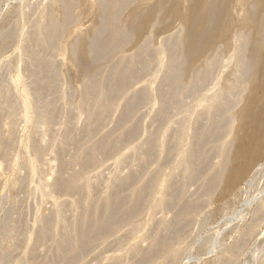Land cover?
Returning a JSON list of instances; mask_svg holds the SVG:
<instances>
[{
    "label": "rangeland",
    "instance_id": "rangeland-1",
    "mask_svg": "<svg viewBox=\"0 0 264 264\" xmlns=\"http://www.w3.org/2000/svg\"><path fill=\"white\" fill-rule=\"evenodd\" d=\"M96 1L0 0V264H264V159L234 197H228L221 184L220 194L212 180L222 159L237 149L234 113L245 106L253 78L261 74L264 82L259 56L264 55V35L258 61L252 49L260 36L242 21L245 13L237 5L241 0H231L232 28L204 57L195 58L194 67L185 61L187 23L169 11L173 0L161 1L155 22L147 19L145 10L134 24L128 13L145 0ZM254 1H249L253 10ZM94 2L100 4V16L85 10V4ZM186 2L180 3L185 14ZM255 9L254 15L261 16ZM53 19H59V25L50 22ZM117 24L119 36L114 32ZM186 66L193 71L184 70ZM93 80L103 82L99 87L109 92L99 111L92 100L95 94L87 93ZM258 93L264 109V90ZM174 98L180 99L179 105ZM165 108L177 114L168 111L164 116ZM180 128L183 140L176 143L173 134L176 137ZM178 148L187 151L183 160ZM73 174L79 186L67 190L62 183ZM137 183L145 188L139 197L130 192ZM257 203L263 207L258 214L253 212ZM97 213L107 219L103 227L95 224Z\"/></svg>",
    "mask_w": 264,
    "mask_h": 264
},
{
    "label": "bare ground",
    "instance_id": "bare-ground-1",
    "mask_svg": "<svg viewBox=\"0 0 264 264\" xmlns=\"http://www.w3.org/2000/svg\"><path fill=\"white\" fill-rule=\"evenodd\" d=\"M87 1V0H86ZM97 1H99V0H97ZM96 1V2H97ZM108 1V0H107ZM124 1V0H123ZM161 1H164V0H145L144 2H145V5H137V7H135L134 9H133V11L130 13V15H129V13H128V16H127V18L129 17V16H131L130 18H132L131 20H133L134 21V19L135 18H137L138 17V15H141L142 16V13H144V12H146L145 10H147V13H149V14H147L149 17H147V19L149 18L150 20L149 21H154L155 20V17H156V14H157V12L160 10V7H161ZM186 0H184V2H185ZM226 0H223V2H225ZM231 0H229V2H225V3H227V4H223V2H222V0H187V2H186V4H188V6L187 5H185L187 8L189 7V12L187 11V13L185 14V13H183L182 11H181V7H180V3H181V0H173L172 2H171V6H170V8H169V11L173 14V16L176 18V19H185V21H186V25L188 26V28H187V31L185 32L186 34L184 35V37H183V39H184V41L186 42H184L186 45H187V48L185 49L186 50V52H185V58H186V60L185 61H188V62H190V63H188V62H186L187 64H190L191 66H192V63H193V66L195 67V60L197 59V58H199V57H204L207 53H208V51L211 49V47L213 46V44L216 42V41H218L222 36H223V34L226 32V31H228L229 30V28H232V26H231V24L233 23V14H232V11H231V9H233L232 7L234 6H232V2H233V0H232V2H230ZM249 1L250 0H241L240 2H238V6L240 7V8H242L243 10H244V17H243V19H242V21L246 24V25H248V24H251V25H253V27H255L254 29H255V31L257 30V32H255V33H257L258 35V37L259 38H255V40H254V42H255V44H253L254 45V47H253V49H252V54H253V56L254 57H256L255 58V60L257 59L258 61H260V60H262L263 62H264V55H259L262 59H260V57L258 56V48H259V46H260V38H261V40H262V36L264 35V0H256V1H254L255 3H253L254 5H256V6H254L255 8H259V10L261 11V16H259V17H257V16H255L254 15V13H255V11L254 10H256L255 8H254V10L252 9V7H249V4L251 3H249ZM100 2V1H99ZM98 2V3H99ZM120 2H121V0H120ZM126 2H127V0H126ZM132 2V1H131ZM182 2H183V0H182ZM103 3H104V1H103ZM118 3H119V0H118ZM122 4H123V2H122ZM125 4V3H124ZM128 4H129V1H128ZM70 5V4H69ZM86 5V7H85V10H87V12L90 14H98V16H100V12H99V8H100V4H96L95 2L94 3H87V4H85ZM120 5V4H119ZM236 5V4H235ZM68 6V5H67ZM249 8H248V7ZM253 6V5H252ZM118 8V7H117ZM46 9V8H45ZM44 9V10H45ZM254 11H252V10ZM116 10V9H115ZM230 11H231V14H230ZM45 12V11H44ZM116 12V11H115ZM130 12V11H129ZM114 13V12H113ZM145 14V13H144ZM143 14V17H144V20H145V18H146V14L144 15ZM260 14V13H259ZM258 14V15H259ZM142 17V18H143ZM139 18H141L140 16H139ZM240 19V18H239ZM54 20H56V19H53V20H51L50 22H53ZM66 20V19H65ZM127 20H129V19H127ZM143 20V21H144ZM130 21V20H129ZM148 21V22H149ZM49 22V23H50ZM57 22H59V19H58V21L56 20V22H54V24H56ZM66 22V21H65ZM147 21H145V23H146ZM151 22V23H152ZM155 22V21H154ZM116 23H118V22H116ZM120 23V22H119ZM134 23H136V20L133 22V24ZM150 23V24H151ZM58 24V23H57ZM61 24V23H60ZM114 24V23H113ZM131 24V23H130ZM149 24V26H151ZM154 24V23H153ZM52 25V24H51ZM59 25V24H58ZM56 26V25H55ZM55 26H54V28H55ZM116 26V25H115ZM135 26H137V24L135 25ZM147 26V25H146ZM231 26V27H230ZM58 27V26H57ZM62 27V26H61ZM126 27V26H125ZM131 27H132V25H131ZM53 28V27H52ZM53 28V29H54ZM112 28H114V27H112ZM117 28V30L115 31V29ZM133 28V27H132ZM39 29V28H38ZM42 29V28H41ZM115 29H114V32H116V34L119 36V34L117 33V32H119L118 30H121V27H120V29H118V24H117V26L115 27ZM123 29H124V27H123ZM122 29V30H123ZM147 29V28H146ZM55 30H57V28L55 29ZM54 30V31H55ZM126 30V29H125ZM231 30V29H230ZM40 31V30H39ZM41 32H42V30H41ZM40 32V33H41ZM56 32V31H55ZM125 33H127V30L126 31H124ZM124 32H121L120 31V33H123V34H125ZM50 33V32H49ZM53 33V32H52ZM59 34V33H58ZM123 34L122 35H120V36H123ZM130 34V33H129ZM56 35V34H55ZM114 35V34H113ZM125 36V35H124ZM58 37V36H57ZM115 38L117 37V36H114ZM42 38H43V35H42ZM114 38V39H115ZM120 38V37H119ZM263 38H264V36H263ZM47 39V38H46ZM130 39V38H129ZM129 39H128V41H129ZM41 41V40H40ZM48 41H50V40H48ZM126 41H127V39H126ZM264 41V40H263ZM181 42V41H180ZM180 42H179V44H180ZM253 41H252V43H254ZM44 43H47V42H44ZM261 43H262V41H261ZM51 44H53V43H51ZM177 44V43H176ZM184 44V45H185ZM44 45V44H43ZM185 45V46H186ZM264 45V44H263ZM262 45V46H263ZM47 46V45H46ZM177 47V46H176ZM264 47V46H263ZM260 48H261V46H260ZM259 48V49H260ZM176 49V48H175ZM178 50V49H177ZM184 50V51H185ZM184 51H182V55L184 54L183 52ZM179 52H181V51H179ZM84 53H85V51H84ZM174 53V52H173ZM177 53V52H176ZM175 54V53H174ZM258 57V58H257ZM174 58H176V56L174 57ZM196 58V59H195ZM180 59H182L181 58V54H179V56H178V61H180ZM251 59H252V56H251ZM260 59V60H259ZM175 60V59H174ZM185 61H183V62H185ZM251 61V60H250ZM262 61H261V65H262V68H263V64H262ZM182 62V63H183ZM174 63V62H173ZM175 63H177V62H175ZM181 63V62H180ZM255 63H256V61H255ZM207 64V63H206ZM258 64H260V63H258ZM190 66V67H191ZM247 66H249V65H247ZM180 67V66H179ZM178 67V68H179ZM254 67V66H253ZM192 68V67H191ZM246 68V67H245ZM252 68V67H251ZM259 68V67H258ZM188 69L190 70V68H189V66L187 67L186 66V68L184 69V70H186V71H188ZM253 69V68H252ZM252 69H250V70H252ZM183 70V71H184ZM192 71H193V69H191ZM190 70V71H191ZM261 70H263V69H261ZM181 71V70H180ZM190 71H188V72H190ZM247 71V70H246ZM176 73H177V71H175ZM182 73H184V72H182ZM246 72H244V74H245ZM262 73H264V72H262ZM116 74V73H115ZM115 74H113V77H116V76H114ZM181 74V73H180ZM249 74V73H248ZM177 75H179V72L177 73ZM250 75V74H249ZM253 75H255V74H253ZM264 75V74H263ZM180 76V75H179ZM178 76V77H179ZM252 76V75H251ZM261 74H260V76L258 77V75L256 76V77H254L253 78V80L254 81H252L253 82V89H252V91H251V93L247 96V98H246V104H245V106L244 107H242L240 110H238L236 113H234V117H236L237 118V122H238V129H235V130H237V131H235V133H236V138H237V142L235 143L234 141H232V142H234L235 144H236V146H237V149L235 148V152L233 153H231L232 155L230 156V155H226L222 160V162H221V164L220 165H218V163H217V165H218V167H220L221 166V169L219 170L217 167V169H218V175H216L215 173V175H216V177H214L212 180H215L214 181V186H218V188H217V186H216V188L220 191V188L221 187H223V188H221L225 193H227L228 195V197H229V195L231 196V195H233V194H236L237 192H236V190L238 189L237 187L239 186V185H241L242 183H244L245 181H247V180H250L251 178L250 177H252L251 175L254 173V171L258 168V165L260 164V162H261V160L262 159H264V109H263V107H261L260 106V101H261V96L259 95V90H264V85H263V83H262V79H261ZM173 77V76H172ZM244 77V76H243ZM258 77V78H257ZM175 78V77H174ZM180 78H181V76H180ZM183 78V77H182ZM201 78V77H200ZM203 78V77H202ZM250 77H248V79H249ZM176 80L178 79V78H175ZM204 79V78H203ZM246 78H244V80H245ZM102 80H103V78H102ZM101 80V81H102ZM104 80H106V79H104ZM108 82L110 83V81H111V77L110 78H108ZM117 80H118V78H117ZM117 80L115 79V81L117 82ZM191 80H193V79H191ZM195 80V79H194ZM193 80V81H194ZM114 81V80H113ZM112 81V82H113ZM175 81V80H174ZM201 81V80H200ZM107 82V83H108ZM247 82V81H246ZM245 82V83H246ZM99 83H100V81L99 82H95V80H93V82H92V84H91V86H89V89H87V93H88V95L89 94H92V93H94L95 94V99H92V100H94V104H95V106H96V108L98 109L97 111H99V110H102V108H103V106L105 105V104H103L104 103V101H106V100H104V94H106V93H109V92H106V93H104L106 90H105V88H104V90L105 91H103L102 89H103V87L101 88V87H99ZM103 83V82H102ZM102 83H100V84H102ZM114 83V82H113ZM190 83H192V82H190ZM195 83V82H194ZM201 84H202V82H200ZM248 83V82H247ZM246 83V84H247ZM174 84V83H173ZM178 84V83H177ZM182 84V83H181ZM103 85V84H102ZM106 85V84H105ZM104 85V86H105ZM110 85V84H109ZM188 85H191V84H188ZM116 86V85H115ZM114 87V86H113ZM112 86H111V88H113ZM171 87L173 88V87H175V86H172V84H171ZM186 87V86H185ZM196 87V86H195ZM251 87V86H250ZM181 88V87H180ZM183 88H184V84H183ZM183 88H181V89H183ZM252 88V87H251ZM110 89V88H109ZM190 89V88H189ZM108 90V89H107ZM113 90V89H112ZM178 90V89H177ZM186 90H188V89H186ZM115 91V90H114ZM185 91V90H184ZM168 92H170V91H168ZM172 92V91H171ZM182 92H183V90H182ZM187 92V91H186ZM215 92V91H214ZM218 92V91H217ZM222 92V91H221ZM220 92V93H221ZM176 93V92H175ZM174 93V94H175ZM179 93V92H178ZM181 93V92H180ZM179 93V94H180ZM185 93V92H184ZM171 94V93H170ZM177 94V93H176ZM109 95V94H108ZM107 95V96H108ZM167 95H169V94H167ZM171 95H173V94H171ZM181 95V94H180ZM182 95H184V94H182ZM199 95V94H198ZM197 95V96H198ZM220 95V94H219ZM196 96V95H195ZM196 96V97H197ZM240 96H241V94H240ZM94 97V96H93ZM106 97V96H105ZM178 97V96H177ZM177 97H175V98H177ZM180 97V96H179ZM178 97V98H179ZM183 97V96H182ZM186 97V96H185ZM185 97H183V98H185ZM196 97H194V98H196ZM199 97V96H198ZM202 97V96H201ZM207 97H209V95H207L206 96V102H207ZM218 97V96H217ZM92 98V97H91ZM171 98H173L172 96H171ZM175 98H174V100H171L172 102H176L177 100H175ZM177 98V99H178ZM181 98V97H180ZM182 98V99H183ZM187 98V97H186ZM185 98V99H186ZM220 98V97H219ZM243 98V97H242ZM242 98L241 99H239V100H242ZM107 99V98H106ZM165 99V98H164ZM181 99V100H182ZM203 99H204V97H203ZM208 99H210V97L208 98ZM110 100V99H109ZM166 100V99H165ZM164 100V101H165ZM216 100V99H215ZM221 100V99H220ZM111 101V100H110ZM167 101V100H166ZM165 101V102H166ZM168 101H170V100H168ZM171 102V103H172ZM177 102H180V99H179V101H177ZM176 102V103H177ZM182 102H183V100H182ZM239 102V101H238ZM92 103V102H91ZM109 103V102H108ZM168 103V102H167ZM170 102H169V104H171ZM185 103V102H184ZM184 103H182V104H184ZM221 103H223V102H221ZM220 103V104H221ZM237 103V101L235 102V104ZM178 105H179V103H177ZM193 104V103H192ZM174 106L176 105V104H173ZM188 105V104H187ZM169 106V105H168ZM180 106H184V105H180ZM190 106V105H189ZM233 106V105H232ZM237 106V105H236ZM94 107V106H93ZM164 107H167L166 105L164 106ZM164 107H163V109H164ZM176 107V106H175ZM174 107V108H175ZM208 107V106H207ZM218 107V106H217ZM217 107H216V109H217ZM235 107V106H234ZM95 108V107H94ZM94 108H92V109H94ZM169 108H171V106L169 107ZM173 108V109H174ZM220 108V107H219ZM218 108V109H219ZM221 108H222V106H221ZM166 109V111L167 112H164L163 114H164V116L166 115L167 116V114H168V111H170L171 112V109H167V108H165ZM177 109H178V107H177ZM176 109V110H177ZM179 109H181L180 107H179ZM178 109V110H179ZM228 109V108H227ZM104 110V109H103ZM178 110H177V112H178ZM184 110V109H183ZM188 110H191V107H190V109H188ZM96 111V110H95ZM180 111V110H179ZM218 111V110H217ZM226 111V110H225ZM103 112V111H102ZM169 112V113H170ZM174 111H172L171 112V114L173 113ZM182 112V111H181ZM227 113H228V111H226ZM162 113V112H161ZM160 113V114H161ZM175 114H177L176 112H174ZM219 113V112H218ZM232 113V112H231ZM170 114V115H171ZM174 114V115H175ZM94 115V114H93ZM93 115H92V120H93ZM96 115V114H95ZM101 115V114H100ZM170 115H168V116H170ZM174 115H172L173 117H174ZM233 115V114H232ZM171 116V117H172ZM170 117V118H171ZM173 117L171 118V120H175V119H173ZM222 117V116H221ZM224 117V116H223ZM233 117V116H232ZM233 117V118H234ZM161 118V117H160ZM168 118V117H167ZM218 118H219V116H218ZM232 118V119H233ZM185 119V118H184ZM227 119V118H226ZM231 119V118H230ZM48 120V119H47ZM169 119H167L166 120V122L168 121ZM223 120H224V118H223ZM50 121V120H49ZM157 121V120H156ZM162 121V120H161ZM163 121H165L164 119H163ZM218 121V120H217ZM233 121V120H232ZM231 121V122H232ZM12 122V121H11ZM169 122H171V124H172V121H170L169 120ZM169 122H167L166 124L167 125H169ZM174 122H176V121H174ZM174 122H173V127H174ZM178 122H180V121H178ZM187 122H188V120H187ZM216 122V121H215ZM223 122V121H222ZM177 123V122H176ZM218 123V122H217ZM163 124H164V122H163ZM169 125V127H167V125H166V127L168 128V129H170L171 128V126L172 125ZM183 124V123H182ZM184 124H186V123H184ZM229 124H230V122H229ZM220 125H222V123L220 124ZM224 125V124H223ZM222 125V126H223ZM227 125V124H226ZM237 125V124H236ZM175 126H176V124H175ZM185 126V125H184ZM225 126V125H224ZM177 127V126H176ZM178 127H179V125H178ZM186 127V126H185ZM205 127V126H204ZM161 128V127H160ZM181 128H182V126H181ZM181 128H180V130L178 129V130H176L177 131V133L175 134L176 135V137L174 136V134H173V137L174 138H176L175 140H176V143H177V140H178V142H180V141H182L183 139H182V135L184 134V132H183V134L181 135ZM207 128V127H206ZM215 128V127H214ZM224 127H222V129H223ZM228 128H229V126H228ZM236 128V127H235ZM172 129V128H171ZM175 129V128H174ZM202 129V128H201ZM220 129V128H219ZM219 129L217 130V131H219ZM233 129V128H232ZM161 130V129H160ZM184 130V129H183ZM206 130V129H205ZM208 130H209V128H208ZM207 130V131H208ZM212 130V129H211ZM214 130V129H213ZM152 131V130H151ZM120 132V131H119ZM150 132V131H149ZM157 132H159V131H157ZM169 132V131H168ZM167 132V133H168ZM172 132H174V131H172ZM171 132V133H172ZM201 132V131H200ZM118 133V132H117ZM160 133V132H159ZM158 133V134H159ZM210 133H213V132H210ZM235 133H234V135H235ZM113 134V133H112ZM208 134V133H207ZM119 135V134H118ZM122 135V134H121ZM149 135H150V133H149ZM151 135H152V133H151ZM160 135V134H159ZM200 135V134H199ZM89 136H91V134L89 135ZM115 136V135H114ZM155 136H158V135H156L155 134ZM172 136V135H171ZM205 136V135H204ZM207 136V135H206ZM209 136V135H208ZM72 137V136H71ZM92 137V136H91ZM110 137V136H109ZM118 137H120V136H118ZM122 137V136H121ZM124 137V136H123ZM159 137V136H158ZM185 137V136H184ZM200 137V136H199ZM213 137V136H212ZM90 138V137H89ZM108 138V137H107ZM169 138H170V135H169ZM235 137H233L232 139H236ZM72 139V138H71ZM74 139H76V138H74ZM92 139V138H91ZM90 139V140H91ZM111 139V138H110ZM114 139V138H113ZM120 139H122V138H120ZM153 139V138H152ZM155 139V138H154ZM167 139V138H166ZM205 139V138H204ZM211 139V138H210ZM73 140V139H72ZM88 140V139H87ZM86 140V141H87ZM115 140H118V139H116L115 138ZM159 140V139H158ZM164 140H165V138H164ZM163 140V138H162V141H164ZM170 140V139H169ZM173 140V139H172ZM187 140V139H186ZM196 140L198 141V139L196 138ZM212 140V139H211ZM107 141H108V139H107ZM105 142V141H103V142H105V143H102V146L103 147H106L107 145H108V142ZM155 141V140H154ZM161 141V142H162ZM168 141V140H167ZM184 141H185V138H184ZM202 141V140H201ZM206 141V140H205ZM204 141V142H205ZM207 141H209V140H207ZM206 141V142H207ZM231 141V140H230ZM89 142H91V141H89ZM100 142V141H99ZM122 142H123V140H122ZM153 142V141H152ZM175 142V141H174ZM210 142V141H209ZM86 143V142H85ZM110 144H111V142H109ZM121 143V142H120ZM164 143V142H163ZM163 143H159L161 146V148L162 147H164V144ZM172 143V142H171ZM194 143V142H193ZM208 143V142H207ZM230 143V142H229ZM87 144H89V143H87ZM92 144V143H91ZM97 144V143H96ZM100 144V143H99ZM113 144V143H112ZM179 144H181V143H179ZM194 144H196V143H194ZM193 144V145H194ZM84 145V144H83ZM114 145V144H113ZM117 145H118V143H117ZM175 145V144H174ZM182 145H183V142H182ZM189 145V144H188ZM206 145V144H205ZM204 145V146H205ZM209 145V144H208ZM231 145H233V143H231ZM231 145H229V146H226L225 148H231L232 146ZM88 146V145H87ZM155 146V145H154ZM165 146H166V143H165ZM171 146V145H170ZM173 146V145H172ZM177 146V145H176ZM180 146V145H179ZM198 146H201V145H198ZM90 147V146H89ZM153 147V146H152ZM158 147H159V145H158ZM207 147V146H206ZM210 146H208V148H209ZM235 147V146H234ZM233 147V148H234ZM82 148V147H81ZM111 148V147H110ZM113 148H116V147H113ZM157 148V147H156ZM167 148V147H166ZM177 148V147H176ZM179 148H181V146L179 147ZM178 148V149H179ZM191 148V147H190ZM189 148V149H190ZM198 148V147H197ZM222 148V147H221ZM225 148H223L225 151L227 150L228 152H229V150L228 149H225ZM233 148H232V150H233ZM84 149V148H83ZM97 149V148H96ZM105 148H103V150H104ZM109 149V148H108ZM160 149V148H159ZM159 149L158 150H156V151H158V152H155V153H159ZM164 149V148H163ZM169 149H170V147H169ZM168 148H167V150H169ZM173 149H175V148H173ZM192 149V148H191ZM200 149V148H199ZM198 149V150H199ZM210 149V148H209ZM223 149H222V152H223ZM78 150H80V149H78ZM90 150V149H89ZM99 150V149H98ZM102 150V149H101ZM112 150V149H111ZM148 150H150L149 148H148ZM154 150V151H155ZM160 150H162V149H160ZM164 150H166V149H164ZM171 151H173L172 149H170ZM169 150V151H170ZM180 151H179V153H178V151H177V149L175 150L179 155H184L183 156V158H182V160L184 159V157L187 155V151H183L182 149H179ZM197 150V151H198ZM202 150V149H201ZM201 150H199V151H201ZM105 151V150H104ZM153 151V150H152ZM189 151V150H188ZM204 151V150H203ZM220 151V150H219ZM226 151V152H227ZM77 152H79V151H77ZM96 152H97V150H96ZM108 152V151H107ZM151 152V151H150ZM164 152V151H163ZM206 152V151H205ZM221 152V153H222ZM225 152V153H226ZM227 152V153H228ZM231 152V151H230ZM229 152V153H230ZM83 153V152H82ZM90 153V152H89ZM100 153V152H99ZM98 153V154H99ZM160 153H161V151H160ZM172 153V152H171ZM194 153V152H193ZM203 153V152H202ZM228 153V154H229ZM75 154V153H74ZM92 154V153H91ZM150 154V153H149ZM162 154V153H161ZM174 154V153H173ZM205 154V153H204ZM206 154H208V153H206ZM76 155V154H75ZM80 155V154H79ZM88 155V154H87ZM157 155V154H156ZM160 155V154H159ZM170 155V154H169ZM172 155V154H171ZM176 155V154H175ZM221 155V154H220ZM223 155V154H222ZM86 156V155H85ZM151 156V155H150ZM149 156V157H150ZM162 156H163V154H162ZM162 156L160 157V158H162ZM166 156V155H165ZM177 156V155H176ZM198 156H200V155H198ZM197 156V157H198ZM207 156V155H206ZM73 157V156H72ZM78 157V156H77ZM76 157V158H77ZM87 157V156H86ZM156 157V156H155ZM167 157V156H166ZM173 157H174V155H173ZM172 157V158H173ZM222 157V156H221ZM85 158V157H84ZM89 158V157H88ZM86 159V160H89V159ZM180 158V159H181ZM200 158V157H199ZM204 158V157H203ZM79 159H81V158H79ZM96 159V158H95ZM154 159V158H153ZM169 159V158H168ZM167 159V160H168ZM179 159V160H180ZM198 159V158H197ZM205 159H206V157H205ZM221 159V158H220ZM72 160H73V158H72ZM75 160V159H74ZM91 160V159H90ZM93 160V159H92ZM97 160V159H96ZM95 160V161H96ZM164 160V159H163ZM166 160V159H165ZM182 160H180L181 162H182ZM201 160H204V159H202L201 158ZM71 161V160H70ZM162 161V160H161ZM160 161V162H161ZM206 161H207V159H206ZM221 161V160H220ZM219 161V162H220ZM74 162H76V161H74ZM79 162V161H78ZM88 162V161H87ZM167 162V161H166ZM170 162V161H169ZM169 162L167 163V164H169ZM199 162V161H198ZM68 163V162H67ZM66 163V164H67ZM94 163V162H93ZM183 163V162H182ZM182 163H178L176 166H179V165H181ZM195 163H197V162H195ZM203 163V162H202ZM166 164V165H167ZM72 165V164H71ZM197 165V164H196ZM75 166V165H74ZM73 165H72V167H74ZM78 166V165H77ZM169 166V165H168ZM175 166V167H176ZM71 167V166H70ZM158 167V166H157ZM156 167V168H157ZM160 167V166H159ZM164 167V166H163ZM174 167V166H173ZM166 168V167H165ZM72 169V168H71ZM79 169V168H78ZM83 169V168H82ZM154 169V168H153ZM159 169H161V167L159 168ZM158 169V170H159ZM177 169H179V167H177ZM157 170V169H156ZM155 170V171H156ZM171 170V169H170ZM216 170V169H215ZM76 171V170H75ZM74 171V172H75ZM151 171H152V169H151ZM154 171V170H153ZM162 171H164V169L162 170ZM172 171H174V168H173V170ZM79 172V171H78ZM85 172V171H84ZM158 172V171H157ZM216 172V171H215ZM73 172H71V174H72ZM76 173V172H75ZM80 173V172H79ZM79 173H77V174H79ZM134 173V172H133ZM136 173V172H135ZM81 174H82V172H81ZM150 174H151V172H150ZM152 174H153V172H152ZM154 174H156V173H154ZM158 174H159V172H158ZM74 175V174H73ZM130 175H132V174H130ZM129 175V176H130ZM215 175H213V176H215ZM128 176V175H127ZM127 176L125 177V178H127ZM135 176V175H134ZM154 176V175H153ZM68 177V176H67ZM83 177V176H82ZM130 177H132V176H130ZM80 178V177H79ZM61 179V178H60ZM81 179V178H80ZM84 179V178H83ZM150 179V178H149ZM152 179V178H151ZM157 179V178H156ZM62 180H64V179H62ZM67 180V179H66ZM125 180V179H124ZM211 179H209V181H210ZM65 181V180H64ZM64 181H62V182H64ZM62 182H60V183H62ZM81 182H82V180H81ZM84 182V181H83ZM151 182V181H150ZM150 182L148 181V183H149V186H151L150 185ZM211 182V181H210ZM210 182H208L209 184H211ZM222 182L224 183V185L222 184ZM248 182V181H247ZM246 182V183H247ZM251 182V181H250ZM79 180L77 179V178H75V175H74V178H72L71 177V179H68L67 181H65L64 183H62L63 184V186L67 189V190H72L73 189V191H74V189L76 190V188H77V186H79ZM85 183V182H84ZM142 183H143V181H142ZM208 183L206 184L207 186H208ZM59 184V183H58ZM88 184V183H87ZM138 184V183H137ZM153 184V183H152ZM220 184L222 185L221 187H219L220 186ZM248 184V183H247ZM61 185V184H60ZM131 185H132V183H131ZM134 185V184H133ZM154 185V184H153ZM134 186H136V185H134ZM213 186V185H212ZM83 187V186H82ZM90 187V186H89ZM110 187V186H109ZM153 187H155V186H152V188ZM210 187V186H209ZM208 187V188H209ZM58 188H60V187H58ZM81 188V187H80ZM85 188V187H84ZM92 187H90V189H91ZM242 188V187H241ZM82 189V188H81ZM80 189V190H81ZM87 189V188H86ZM131 189V188H130ZM151 189V188H150ZM212 189V188H211ZM214 189H215V187H214ZM213 189V190H214ZM216 189V190H217ZM58 190H61V189H58ZM83 190V189H82ZM89 190V189H88ZM92 190V189H91ZM90 190V191H91ZM132 190L133 191H130V192H132V193H134V194H136L137 196L139 195V194H141L143 191H145V188H144V185H137L136 187H134V188H132ZM155 190V189H154ZM208 189L206 188V191H207ZM215 190V191H216ZM239 190V189H238ZM237 190V191H238ZM62 191V190H61ZM116 191V190H115ZM128 191V192H129ZM209 191V190H208ZM87 192V191H86ZM105 192V191H104ZM103 192V193H104ZM112 192V191H111ZM121 192V191H120ZM129 192V193H130ZM155 192V191H154ZM211 192H212V190H210V194H211ZM236 192V193H235ZM131 193V195H133ZM148 193H151V192H149V190H148ZM148 193H146V194H148ZM208 193V192H207ZM206 193V194H207ZM212 193H214V192H212ZM223 193V192H222ZM221 193V191H220V194H222ZM88 194H89V192H88ZM108 194V193H107ZM112 194H113V192H112ZM111 194V195H112ZM127 194V193H126ZM144 194V193H143ZM163 194V193H162ZM161 194V195H162ZM115 194H113L112 196H114ZM208 195V194H207ZM224 195V194H223ZM237 195V194H236ZM106 196V195H105ZM112 196H110V195H108V197H109V199H111L112 198ZM147 196V195H146ZM164 196V195H163ZM111 197V198H110ZM116 197H118V196H116ZM122 197V196H121ZM128 197V196H127ZM135 197V196H134ZM139 197V196H138ZM137 197V198H138ZM145 197V196H144ZM224 197V196H223ZM226 197V196H225ZM233 197H234V195H233ZM106 198V197H105ZM115 198V197H114ZM136 198V197H135ZM136 198V199H137ZM143 198V197H142ZM255 198V197H254ZM103 199V198H102ZM113 199V198H112ZM109 200L111 203H112V201L113 200ZM117 199V198H116ZM133 199V198H132ZM131 199V200H132ZM140 199H141V197H140ZM256 199V198H255ZM104 200V199H103ZM107 200V199H106ZM106 200L104 201V202H106ZM130 200V201H131ZM146 200V199H145ZM249 200V199H248ZM100 201H102V200H99V202ZM108 201V200H107ZM108 201V202H109ZM114 201H116V200H114ZM130 201H129V203H130ZM251 201V200H250ZM116 202H118V200L116 201ZM115 202V203H116ZM138 202V201H137ZM252 202V201H251ZM251 202H248V203H251ZM255 202V201H254ZM96 203H98V202H96ZM102 203V202H101ZM115 203H113V204H115ZM134 203H136V201L134 202ZM134 203H133V205H134ZM100 204V203H99ZM103 204V203H102ZM101 204V205H102ZM117 205L118 204H120V203H116ZM143 204V203H142ZM243 204V203H242ZM245 204V203H244ZM258 204V203H257ZM260 204V203H259ZM259 204L257 205V209L255 208V211H253V212H255L256 214H258V212H260L261 210H260V208H263V207H258L259 206ZM100 205V206H101ZM105 205L107 206L108 204H104V207H105ZM116 205V206H117ZM126 205V204H125ZM253 205V204H252ZM97 206V205H96ZM99 206V205H98ZM100 206L99 207H97V209L98 208H100ZM103 206V205H102ZM111 206H112V204H111ZM124 206V205H123ZM129 206V205H128ZM134 206H136V205H134ZM246 206H247V204H246ZM246 206H245V208H246ZM251 206V205H250ZM255 206V205H254ZM263 206V205H262ZM94 207V206H93ZM104 207H101V209L102 208H104ZM109 207V206H108ZM122 207V206H121ZM138 207V206H137ZM116 208V207H115ZM118 208V207H117ZM129 208H131L132 209V207H129ZM129 208H127V209H129ZM136 208V207H135ZM139 208V207H138ZM242 208H244V207H242ZM241 208V209H242ZM250 208V207H249ZM112 209H113V206H112ZM111 208H110V210H112ZM127 209H125V211L127 210ZM130 209V210H131ZM253 209V208H252ZM88 210V209H87ZM94 210H96V209H94ZM100 210V209H99ZM104 210L106 211V207L104 208ZM107 210H109V208L107 209ZM114 210V209H113ZM119 210V209H118ZM247 210V209H246ZM245 210V211H246ZM98 211V210H97ZM102 211H103V209H102ZM121 211V210H120ZM123 211H124V209H123ZM136 211V210H135ZM140 211V210H139ZM143 211V210H142ZM242 211V210H241ZM248 211H249V209H248ZM100 212V211H99ZM110 212V211H109ZM108 212V213H109ZM129 212V211H128ZM127 212V213H128ZM187 212V211H186ZM185 212V213H186ZM243 212V211H242ZM94 213H95V211H94ZM102 213V212H101ZM103 213H104V211H103ZM112 213V212H111ZM118 213V212H117ZM125 213L126 212H124V214L123 213H121V215H125ZM137 213V212H136ZM98 214V213H97ZM107 214V211H106V213H105V215ZM110 214V213H109ZM129 214V213H128ZM130 214L132 215V213L130 212ZM138 214H139V212H138ZM251 214H253V213H251ZM95 215V214H94ZM105 215H104V217H105ZM253 215H255V214H253ZM260 215V214H259ZM86 216V215H85ZM85 216H84V218H85ZM98 216H102V215H97L95 218H97V219H94V220H96V223L95 222H93V223H95L96 225H106L107 223H106V221H107V219H104V218H98ZM111 216V215H110ZM134 216V215H133ZM245 216H247V215H245ZM257 216V218L259 217L258 215H256ZM90 217H92V216H90ZM109 216H108V214L106 215V218H108ZM117 217H118V215H117ZM130 217V216H129ZM128 217V218H129ZM254 217V216H253ZM83 218V217H82ZM84 218H83V220H84ZM86 218H87V216H86ZM85 218V219H86ZM123 218V217H122ZM255 218V217H254ZM254 218L252 219V220H254ZM90 219V218H89ZM89 219H86V221L87 220H89ZM113 219V218H112ZM118 219V218H117ZM121 219V218H120ZM132 219V218H131ZM93 220V219H92ZM124 220V219H123ZM110 221V220H109ZM108 221V222H109ZM111 221H116V220H111ZM119 221V220H118ZM120 221H122V220H120ZM119 221V222H120ZM126 221V220H125ZM91 222V221H90ZM132 222H133V220H132ZM253 222H255V220L253 221ZM79 223V222H78ZM80 223H82V220H81V222ZM117 223V222H116ZM128 223H130V222H127V223H125V224H127L128 225ZM165 223L166 222H164L163 224H164V226H166L165 225ZM84 224V223H83ZM87 224V222L85 223V225ZM114 224V223H113ZM121 224H124V223H121ZM250 224V223H249ZM248 224V225H249ZM76 225H78V224H76ZM82 225V224H81ZM103 225H102V227H103ZM112 224H110V226H111ZM116 225V224H115ZM118 225H119V223H118ZM133 225V224H132ZM251 225H253V223H251ZM79 226V225H78ZM125 226V225H124ZM255 226V225H254ZM101 227V226H100ZM119 227V226H118ZM121 227V226H120ZM248 227V226H247ZM75 228H76V226H75ZM74 228V229H75ZM79 228V227H78ZM81 228V227H80ZM83 228V227H82ZM94 228V227H93ZM97 228V227H96ZM99 228V227H98ZM105 228V227H104ZM112 228V227H111ZM114 228V227H113ZM248 228H250V227H248ZM252 228V227H251ZM102 229V228H101ZM101 229H98V232H100V230ZM115 229V228H114ZM113 229V230H114ZM76 230V229H75ZM84 230V229H83ZM89 230V229H88ZM94 230V229H93ZM253 230V229H252ZM251 230V231H252ZM86 231V230H85ZM94 231H96V230H94ZM254 231V230H253ZM78 233V232H77ZM84 233V232H83ZM89 234V233H88ZM73 235V234H72ZM92 235V234H91ZM96 235H97V233H96ZM99 235V234H98ZM63 236V235H62ZM61 236V237H62ZM65 236V235H64ZM80 236V235H79ZM75 237V236H74ZM74 237H72V238H74ZM76 237H77V235H76ZM59 238H60V236H59ZM66 238H64V240H65ZM61 240H63V238L61 239ZM163 241V240H162ZM72 242V241H71ZM61 243V242H60ZM63 243V242H62ZM65 243H67V241L65 242ZM70 243V242H69ZM64 244V243H63ZM67 245V244H66ZM69 245V244H68ZM74 245V244H73ZM60 246H61V244H60ZM74 247V246H73ZM71 248V247H70ZM61 249V248H60ZM63 249V248H62ZM69 249V248H68ZM64 250V249H63ZM67 250V249H66ZM75 251V250H74ZM60 253V252H59ZM62 254H63V252H62ZM68 254H69V252H68ZM67 254V255H68ZM61 255V254H60ZM62 256V255H61ZM69 258V257H68Z\"/></svg>",
    "mask_w": 264,
    "mask_h": 264
}]
</instances>
